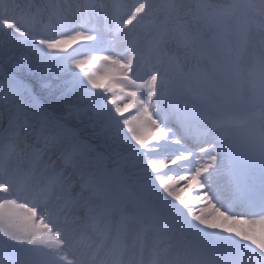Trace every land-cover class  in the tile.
I'll return each instance as SVG.
<instances>
[{
	"label": "snow or ice",
	"instance_id": "6c2138e0",
	"mask_svg": "<svg viewBox=\"0 0 264 264\" xmlns=\"http://www.w3.org/2000/svg\"><path fill=\"white\" fill-rule=\"evenodd\" d=\"M0 264H264V0H0Z\"/></svg>",
	"mask_w": 264,
	"mask_h": 264
}]
</instances>
